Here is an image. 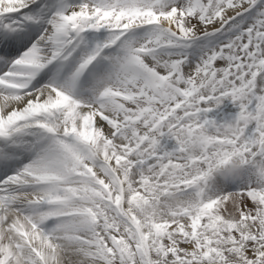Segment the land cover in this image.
<instances>
[{
	"label": "snow or ice",
	"instance_id": "snow-or-ice-1",
	"mask_svg": "<svg viewBox=\"0 0 264 264\" xmlns=\"http://www.w3.org/2000/svg\"><path fill=\"white\" fill-rule=\"evenodd\" d=\"M0 264H264V0H0Z\"/></svg>",
	"mask_w": 264,
	"mask_h": 264
}]
</instances>
